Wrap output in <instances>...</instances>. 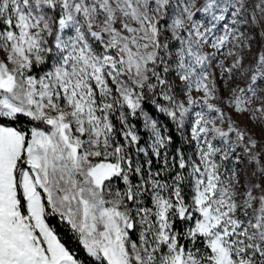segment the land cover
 Segmentation results:
<instances>
[{
	"label": "snow or ice",
	"instance_id": "6c2138e0",
	"mask_svg": "<svg viewBox=\"0 0 264 264\" xmlns=\"http://www.w3.org/2000/svg\"><path fill=\"white\" fill-rule=\"evenodd\" d=\"M0 264H264V0H0Z\"/></svg>",
	"mask_w": 264,
	"mask_h": 264
},
{
	"label": "rangeland",
	"instance_id": "374dc122",
	"mask_svg": "<svg viewBox=\"0 0 264 264\" xmlns=\"http://www.w3.org/2000/svg\"><path fill=\"white\" fill-rule=\"evenodd\" d=\"M236 119L238 120V122L242 126L243 125H247L249 129L255 131L257 133V135H259V129L258 128H253V125L248 123V117L247 116L236 117Z\"/></svg>",
	"mask_w": 264,
	"mask_h": 264
}]
</instances>
